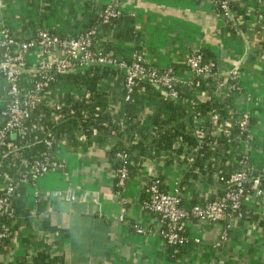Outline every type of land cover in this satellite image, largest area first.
<instances>
[{
  "label": "crops",
  "instance_id": "obj_1",
  "mask_svg": "<svg viewBox=\"0 0 264 264\" xmlns=\"http://www.w3.org/2000/svg\"><path fill=\"white\" fill-rule=\"evenodd\" d=\"M234 1L246 16L236 17L241 31L227 28L213 0H0V32L25 38L42 27L58 35H74L83 29L88 13L114 3L130 14L144 60L161 68L175 63L180 82L190 77L182 61L195 50H209L222 74L238 72L230 101L235 111L248 113L252 141L247 146L235 140L232 149L245 153L247 164L259 169L264 167V0ZM112 32L106 30L103 38L118 53L127 52L132 41L115 38ZM42 55L48 60L58 56L54 49H29L21 80L31 78L27 68L33 69ZM221 82L216 94L228 90ZM5 89L0 74V108ZM152 96L143 98L138 109L143 124L151 113ZM197 97L204 99L206 91H199ZM109 105L113 112L120 111L117 101ZM113 142L109 139L85 149L58 142L53 155L63 165L62 173H42L12 197L15 214L9 237L0 243V264H31V257L41 250L64 264H264V194L246 193L242 217L237 219L184 220L187 241L169 245L159 233L162 220L142 204L149 178L159 177L164 190L179 184L182 201L216 196L215 184L198 171L184 176L190 157L180 154L166 161L144 155L139 168L117 187L106 153ZM227 163L241 166L236 157Z\"/></svg>",
  "mask_w": 264,
  "mask_h": 264
},
{
  "label": "trees",
  "instance_id": "obj_2",
  "mask_svg": "<svg viewBox=\"0 0 264 264\" xmlns=\"http://www.w3.org/2000/svg\"><path fill=\"white\" fill-rule=\"evenodd\" d=\"M103 6L88 13L82 30L96 25L97 32L94 34L92 49L97 52H107L113 57L129 62L132 59L131 53L140 51L139 45L135 43L138 34L131 25L132 18L128 12L117 6L119 12L116 16L110 17L105 22H99L98 12ZM214 6L218 11V7L215 4ZM227 6L232 14V19L224 21L227 28L241 31L242 23L236 24V17L246 16L234 0H227ZM108 29H113V37L132 41L127 52L118 53L117 47L103 38ZM46 30L51 32L49 29ZM197 51L201 54V62L215 63L206 70V73L202 75L195 72L190 69L187 61H182L183 67L190 70V77L185 82H180L176 78V64L172 62L167 66L170 67L171 74L175 78L172 79L169 87L161 86L143 75L135 80L129 98L125 100L123 99L124 68L86 62L53 70L51 79L40 91L38 100L29 109L28 116L21 121L22 134L19 132L14 133L13 136L8 134L9 144L0 145V194L6 178L13 183L12 197L16 191L23 190L25 185L35 181L37 177L32 178V164L35 160H41L44 154L59 161L53 153L61 140L68 145H79L85 149L91 144L113 139L114 142L106 153L115 171L113 179L115 186H121L118 183L117 169L125 167L126 178L139 168L144 155L162 156L166 161H170L181 154L183 158L190 157L189 171H185L184 176L187 177L189 174L195 176L197 171L205 173L207 181L215 184L216 194L219 196L225 187L224 181L219 176H226L235 169L229 166L228 159L240 157L236 149H232L237 132L236 119L240 111H235L230 101L231 90L237 87L238 72L235 69L233 73L220 72L214 75L212 71L217 68L220 70V67L213 54L206 49ZM143 64L163 69L146 61ZM27 69L31 78L36 75L35 69ZM21 81L26 87L29 79ZM221 81L234 87L228 89L226 93L216 94L215 91L221 85ZM170 89L175 91L174 96L169 94ZM201 90L206 91V97L202 100L197 97V93ZM150 93L154 96H152V109L151 113L147 114L146 123L143 124L139 120L138 109L143 98L146 100ZM113 100L120 105L119 112L111 110L109 102ZM2 118L3 116L0 115V121ZM116 151L124 156L117 158ZM62 166L50 168L46 172L55 170L62 173ZM40 174L42 173L37 176ZM20 178L23 180L19 181ZM154 178L158 179L159 187L162 189L160 178L154 176L145 184L146 194L147 185ZM177 185L174 186L177 188ZM244 189L245 193L252 190L248 178L244 179ZM201 201H203L201 198L182 201L179 194V203L187 207ZM11 205L13 217L15 210L13 204ZM12 217L1 216L0 228L7 226L8 234L0 238V243L4 242L11 233L9 223ZM183 233L186 234L185 231ZM31 264L64 263L58 256L49 255L41 250L31 257Z\"/></svg>",
  "mask_w": 264,
  "mask_h": 264
},
{
  "label": "built area",
  "instance_id": "obj_3",
  "mask_svg": "<svg viewBox=\"0 0 264 264\" xmlns=\"http://www.w3.org/2000/svg\"><path fill=\"white\" fill-rule=\"evenodd\" d=\"M255 3L261 0H253ZM218 7V12L223 21L232 19V14L227 6V0H213ZM119 9L114 3H106L98 12L99 22H105L110 17L116 16ZM97 32V26L93 25L74 35H58L48 32L44 28L37 29L32 35L26 38H19L8 31L0 32V73L6 80L7 86L5 90V99L0 115L3 116L0 121V145H8V134L19 132L22 119L28 116L29 109L38 100L40 91L45 87L51 79L52 71L55 69H63L73 67L86 62L104 63L124 68L123 79V99L129 98L132 85L136 79L148 76L153 82L159 83L161 86L169 87L172 79L175 77L171 74L168 66L158 69L154 66H146L143 64L144 57L140 51L131 53L132 59L129 62L113 57L107 52H97L92 49L94 34ZM40 47L44 50L59 49L58 56L53 60H48L44 55L39 56L31 66L36 71V75L29 79L26 87L21 81L22 69L26 67V53L31 48ZM187 61L191 70L206 73L214 62H201V54L195 50L189 54ZM217 67V66H216ZM219 74L220 70L212 71ZM233 73V70L230 71ZM227 89L234 86L228 84ZM171 96L175 95L173 89L169 90ZM248 113L240 111L236 119L237 132L235 140L244 141L249 146L252 135L248 126ZM117 158H122L124 154L119 151L115 152ZM238 162L242 168H235L226 176L220 175V179L224 181L225 187L219 196L206 198L201 202H196L190 206H184L179 203V194L174 186L171 190H162L159 187L157 178L149 181L147 185V196L143 199L144 208L153 212L162 220L163 226L159 233L164 242L169 245H182L187 241V235L183 233L182 222L186 219H197L203 221H218L228 218L237 219L242 217L240 209L241 201L244 197V179L248 178L249 186L256 194H264V167L254 169L247 164V155L240 154ZM62 164L51 159L44 154L41 160H35L32 164V178L37 177L39 173H44L53 167H60ZM118 171V183L121 184L125 178V167H120ZM23 180L20 178L19 181ZM4 186L0 194V219L1 216L12 217V190L13 183L9 178L4 179ZM122 219V215H119ZM140 231V227L135 228ZM8 234L7 226L0 228V238ZM223 234L221 235V237ZM83 264V263H76Z\"/></svg>",
  "mask_w": 264,
  "mask_h": 264
},
{
  "label": "water",
  "instance_id": "obj_4",
  "mask_svg": "<svg viewBox=\"0 0 264 264\" xmlns=\"http://www.w3.org/2000/svg\"><path fill=\"white\" fill-rule=\"evenodd\" d=\"M53 49L56 51L57 54H59V49L57 47H54ZM13 135H14V133H11V136H13Z\"/></svg>",
  "mask_w": 264,
  "mask_h": 264
},
{
  "label": "rangeland",
  "instance_id": "obj_5",
  "mask_svg": "<svg viewBox=\"0 0 264 264\" xmlns=\"http://www.w3.org/2000/svg\"><path fill=\"white\" fill-rule=\"evenodd\" d=\"M252 140L249 141V144L251 143Z\"/></svg>",
  "mask_w": 264,
  "mask_h": 264
}]
</instances>
